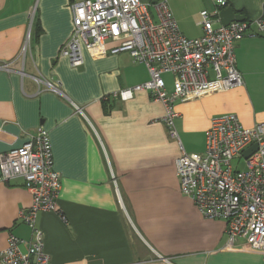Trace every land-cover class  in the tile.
Returning <instances> with one entry per match:
<instances>
[{
    "label": "crops",
    "instance_id": "1",
    "mask_svg": "<svg viewBox=\"0 0 264 264\" xmlns=\"http://www.w3.org/2000/svg\"><path fill=\"white\" fill-rule=\"evenodd\" d=\"M166 5L189 39L201 35L202 11L214 27L226 7L248 22L264 18V0ZM71 30L70 0H0V65H8L0 70V153L20 148L39 128L48 132L60 176L57 213H38L35 226L50 264H264V251L229 240L223 221L198 213L175 172L178 142L201 154L211 119L234 114L248 128L264 122V35H252V25L235 44L241 87L175 103L176 140L162 121V104L147 91L101 101L147 82L146 67L126 52L111 54L119 42L110 40L82 48V65L72 68L60 54ZM31 76L59 82L63 95L43 87L37 93ZM165 82L171 92L172 77ZM31 202L21 180L0 183V252L9 235L30 238L18 216Z\"/></svg>",
    "mask_w": 264,
    "mask_h": 264
},
{
    "label": "built area",
    "instance_id": "2",
    "mask_svg": "<svg viewBox=\"0 0 264 264\" xmlns=\"http://www.w3.org/2000/svg\"><path fill=\"white\" fill-rule=\"evenodd\" d=\"M70 10L72 30L60 54L72 68H78L82 65V48L90 50L110 40L118 41L110 53H128L146 67L149 80L103 96L101 101L125 102L131 99L132 92L147 91L162 104V121L176 140L174 121L179 114L175 103L241 87L235 44L251 34L252 25V35H264V18L214 27L208 13L202 11L201 35L186 38L179 32L166 0H70ZM25 50L24 45L20 55ZM7 69V64L0 65V70ZM163 75L172 77L171 92L167 91ZM31 78L37 84V93L43 87L63 95L59 82ZM178 144L175 172L181 194L191 200L204 219L223 221L229 240L240 239L264 251V122L248 128L236 115L226 114L211 119L201 154L186 153ZM253 145L256 150L244 158L243 153ZM241 159L243 170L232 166L233 160ZM14 180H21L32 196L30 207L18 216L31 235L26 241L9 235L7 247L0 252V264H50L42 233L35 226L38 213H57L60 188L45 129H37L20 148L0 153V183Z\"/></svg>",
    "mask_w": 264,
    "mask_h": 264
},
{
    "label": "water",
    "instance_id": "3",
    "mask_svg": "<svg viewBox=\"0 0 264 264\" xmlns=\"http://www.w3.org/2000/svg\"><path fill=\"white\" fill-rule=\"evenodd\" d=\"M218 21L221 26H227L232 22H243L245 21V17L235 13L230 7H226L221 9L218 14ZM256 150V145L251 146L248 150L243 153V157L247 158L251 152Z\"/></svg>",
    "mask_w": 264,
    "mask_h": 264
},
{
    "label": "rangeland",
    "instance_id": "4",
    "mask_svg": "<svg viewBox=\"0 0 264 264\" xmlns=\"http://www.w3.org/2000/svg\"><path fill=\"white\" fill-rule=\"evenodd\" d=\"M167 75H163L162 76V78L164 79V81H165V77H166ZM166 86H167V84H166ZM179 139L182 141V138H181V136L179 135ZM243 165H244V163H243V160L241 159V160H239L238 162H237V160H233L232 161V166L233 167H236V166H238L239 167V170H243Z\"/></svg>",
    "mask_w": 264,
    "mask_h": 264
}]
</instances>
